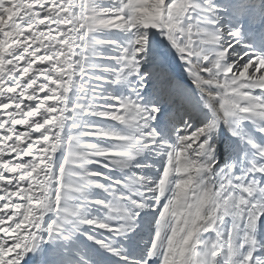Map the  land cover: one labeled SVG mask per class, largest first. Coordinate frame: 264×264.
<instances>
[{"label": "snow or ice", "instance_id": "obj_1", "mask_svg": "<svg viewBox=\"0 0 264 264\" xmlns=\"http://www.w3.org/2000/svg\"><path fill=\"white\" fill-rule=\"evenodd\" d=\"M113 258L264 264V0H0V264Z\"/></svg>", "mask_w": 264, "mask_h": 264}, {"label": "bare ground", "instance_id": "obj_2", "mask_svg": "<svg viewBox=\"0 0 264 264\" xmlns=\"http://www.w3.org/2000/svg\"><path fill=\"white\" fill-rule=\"evenodd\" d=\"M177 71H178V72H181V70H180L179 68L177 69ZM181 74H182V73H181ZM224 135H225V136L227 135L226 130H225V132H224ZM153 160H158V158L153 157ZM151 174H152L153 177H154V175L156 174L155 169L153 170V172H152ZM155 176H156V175H155ZM102 195H103V194H102ZM103 196H104V195H103ZM101 198H102V197H101ZM94 215H95V214H94ZM102 215H103L102 211H101L100 209L97 208L96 216H102ZM148 240H149V236H148L147 233H145V234L141 237V239H140V241H139V247L136 248V249H130V250H128V251L126 252V254L129 255V256H132V257H140V256H142V254H143V249H144L145 245L148 243ZM112 264H121V262H120L117 258H113V259H112ZM153 264H159V262H158V261H153Z\"/></svg>", "mask_w": 264, "mask_h": 264}, {"label": "rangeland", "instance_id": "obj_3", "mask_svg": "<svg viewBox=\"0 0 264 264\" xmlns=\"http://www.w3.org/2000/svg\"><path fill=\"white\" fill-rule=\"evenodd\" d=\"M110 175H115V176L119 177V176L122 175V173L117 171V172H114V173H110ZM155 175H154V178H155ZM102 194L103 193L100 190H98V189H92L91 192L89 193V195L92 196V197H103L104 194L103 195ZM96 211H97V208H92L90 210V214L91 215L95 214V216H96Z\"/></svg>", "mask_w": 264, "mask_h": 264}]
</instances>
